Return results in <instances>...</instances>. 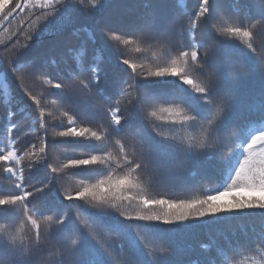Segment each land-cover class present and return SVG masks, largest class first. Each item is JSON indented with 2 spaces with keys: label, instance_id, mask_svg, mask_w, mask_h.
Here are the masks:
<instances>
[{
  "label": "snow or ice",
  "instance_id": "1",
  "mask_svg": "<svg viewBox=\"0 0 264 264\" xmlns=\"http://www.w3.org/2000/svg\"><path fill=\"white\" fill-rule=\"evenodd\" d=\"M28 2L29 0H13L15 6L9 9V0H0V22L8 21L17 10L22 13L26 11L24 5ZM37 2L41 9H52L45 13L44 23L25 37L22 47L14 46L10 53L0 54V64L7 62L14 73L16 57L27 55L34 47V41H38L43 35L63 32L78 11L77 0ZM103 4L104 0H91L86 11L96 14L101 11ZM162 6L163 0H143V9L153 16L151 21L141 12L127 21L129 32L123 36L117 35L113 30L106 32L104 28L100 29L101 35L124 46L137 41L149 45L153 41H162L172 47L168 31L170 17ZM80 10H83L82 5ZM223 10L221 0H198L194 16L189 15L187 28L182 29L192 35L178 47H173L176 55L168 65L140 75L136 65L121 55L117 62L132 69L129 80L117 81L102 63L93 62L86 74L75 71L56 82L54 88L64 93L67 102L79 108L78 114L65 111L62 117H52L49 120L47 117L51 114L45 112L37 97L22 83L25 95L36 102L39 110L35 121L39 124L36 135L43 133V136L40 146L37 148L33 144L30 151H21L22 137H16L0 148V176L7 181V186L0 185V220L11 226L25 217L24 222H30L36 229L38 243L30 247L17 246L16 235L9 233L11 243L5 240L0 248V256L5 252L10 256L8 264H33L34 249L40 247V226L33 219L31 205L34 198L40 197L43 201L50 190H55L58 195L47 205L41 202V213L56 209L59 215L58 205L64 202L91 204V208L87 210L89 217L99 229L106 230L112 239V243L104 248V255L111 258V264H124L116 258L115 253L117 250L123 252L126 242L138 244L142 248L147 264H181L173 258L171 248H162L159 258H154L152 252L146 249L145 245L149 240L163 241V235L152 230L154 225H187L205 218L233 216L245 210H260V223L252 226L251 234L243 243L238 237L226 236L225 245L244 250L255 244L264 246V126L242 137H238L237 132H232L230 135L233 141L240 139L235 147L212 139L214 133L219 136L226 132L236 119L240 81L255 70L259 73L260 81L264 82V48L258 50L253 42L254 29L257 26L264 29V4L255 17H249L252 21L250 24L228 27L225 30L228 35L239 37L246 44L248 56L241 62L231 58L224 50L225 45L213 32L217 13ZM62 11L63 15L56 23H50ZM234 11L241 13L243 8L236 6ZM84 31L92 37L90 29L85 28ZM136 51L140 52L141 49L137 48ZM37 59L32 57L28 61L22 81L31 79L36 82L44 75L33 68ZM142 81L153 82L156 86L144 87ZM121 84L129 90L126 99ZM169 86L176 89V95L165 91ZM260 95L264 98V88L260 89ZM114 96L115 106L112 100ZM150 99L166 103L179 101L203 108V114L196 111V115L183 119H190L193 126L198 121H206L207 141L201 140L198 145L188 148L178 146L174 136L164 135L158 130L159 126L148 119ZM133 113H138L139 119H134ZM151 115L155 116L156 113ZM64 118L67 119V124L63 122ZM260 118L264 120V99L261 101ZM8 125L5 128L8 133L21 127L11 119ZM173 126L175 125H169ZM58 128L62 130H56ZM23 135L29 136L31 132ZM63 141H82L87 142L88 146ZM60 144H71L74 149H83L87 155L84 158H67L66 162L58 163L51 151ZM65 155L77 156V153L73 151ZM192 163L204 168L213 167L217 171H222L227 166L229 175L223 190L191 200L164 197L150 199L129 195L140 187L141 181L146 180L151 185L173 175L177 180H182V171ZM36 169H44L47 179L43 182L30 179ZM81 171L87 174L90 182H82L80 189L73 194L61 192L60 186L65 173L75 174ZM222 197L230 199L222 200ZM133 202L136 205L135 214L122 210L131 207ZM154 208L161 211L155 212ZM112 214L128 221L131 235L118 224L107 222L105 217ZM59 220L62 225L66 223L67 216L59 215ZM3 228L0 225V229ZM71 243L75 245L77 241L73 240ZM72 255L76 258L67 261L61 253L56 264H88L86 252L81 248L73 249ZM0 264H4V261L0 260ZM97 264H103V259Z\"/></svg>",
  "mask_w": 264,
  "mask_h": 264
},
{
  "label": "trees",
  "instance_id": "2",
  "mask_svg": "<svg viewBox=\"0 0 264 264\" xmlns=\"http://www.w3.org/2000/svg\"><path fill=\"white\" fill-rule=\"evenodd\" d=\"M90 2L91 0H77L78 11L63 32L43 35L38 41H34V47L27 55L16 57L15 73L11 71L7 62L0 64V148L16 137L23 138L21 151H30L33 144L37 148L40 146L43 133L36 135L39 124L35 123L39 110L36 102L25 95L21 87L22 83L37 97L45 112L51 114L47 117L49 120L52 117H62L65 111L78 114L79 108L67 102L64 93L54 88L53 85L56 82H60L65 76L75 71L86 74L93 62L102 63L115 80H129L132 69L117 62L121 55L122 58H127L136 65L140 75L170 64L176 55L173 47H178L192 35L191 32L182 31V29L187 28L188 17L189 15L194 16L198 6V0H163V10L167 11L170 17L168 31L171 34L172 47L162 41H153L150 45L137 41L124 46L114 39L109 40L102 36L100 29L104 28L106 32L113 30L117 35L123 36L129 32L127 21L134 15L144 12L145 18L151 21L153 16L143 9V0H104L101 11L96 14H89L86 11L90 7ZM221 2L224 10L217 13L213 32L225 45L224 50L231 58L236 62H241L245 60V56H248L246 44L239 37L228 35L225 30L228 27L250 24L252 21L249 17H255L259 13L264 0H221ZM81 5L83 10H80ZM14 6L13 0H9L8 8L11 9ZM236 6H242L243 12L236 13L234 11ZM24 7L26 11L23 13L18 11L0 30V54L10 53L14 46L22 47L25 37L42 25L45 13L52 10L50 8L41 9L37 0H29ZM56 7H59V4H56ZM62 15L63 11L57 13V17L53 18L50 23H56ZM85 28L91 30L92 37L84 31ZM254 32L253 42L257 49L261 50L264 48V29L257 26ZM137 48L141 51L137 52ZM32 57L38 58L33 68L44 75L36 82L31 79L22 81L21 77L27 70L28 61ZM141 83L148 88L156 86L153 82L142 81ZM121 88L126 99L129 90L122 84ZM262 88H264V82L260 81L258 71H250L239 83L235 121L222 135L217 136L214 133L212 139L219 140L229 147H235L240 143V139L233 141L230 135L232 132H237L238 137H242L264 126V120L260 118L261 101L264 99L260 95ZM165 91L170 95L177 94L176 89L171 86L165 88ZM112 100L115 106L116 97L114 96ZM169 108L172 110L163 111ZM196 111L204 113V109L198 106L183 104L179 101L166 103L157 99H150L147 107L148 119L158 125V130L164 135L174 136L176 144L183 148L198 145L201 140L207 141L206 121H198L193 126L190 119L188 121L183 119L196 115ZM153 112L156 113L155 116L151 115ZM133 118L139 119V114L133 113ZM10 119L21 127L8 133L5 128L9 126ZM63 122L67 124V119L64 118ZM79 124L78 120L77 126ZM173 124L175 126L169 127ZM25 132H31V135L24 136ZM63 142L88 146L87 142L82 141ZM73 151H76L77 156L66 157L65 153ZM51 155L58 163H64L67 158H84L87 153L83 149H74L71 144H60L51 151ZM181 175L182 180H177L173 175L151 185L146 180L141 181L140 187L129 195L145 196L150 199L160 197L177 200L199 199L215 194L216 191H222L226 186L229 173L227 166L222 171H217L213 167L204 168L202 165L192 163L182 171ZM30 179L43 182L47 179L46 171L36 169L32 172ZM82 182H90L83 171L75 174L66 172L60 191L73 194L80 189ZM0 185L7 186L6 178L3 176H0ZM57 195L55 190H50L43 201L40 197L32 201L33 219L40 226V247L34 249L33 264H56L61 258V253L65 260L72 261L76 258L72 255L73 249L78 248L86 252L88 264H97L101 259H103V264H111V258L104 255V248L112 243V239L106 230L99 229L89 217L87 210L91 208V204L80 202L78 205L76 202H64L58 205L59 215L67 216L66 223L62 225L56 209L45 210L43 213L39 211L41 202L47 205ZM221 199L228 200L230 197ZM122 210L135 214V202L131 207ZM153 211L159 212L161 209L154 208ZM259 215L260 210H245L233 216L205 218L189 222L187 225H154L152 230L163 235V241L149 240L145 247L152 252L154 258L162 255V248H171L174 253L173 258L181 264H264V246L255 244L250 249L244 250L235 246L229 248L225 245L226 236L238 237L243 243L245 238L251 234L252 226L260 223ZM105 219L111 224H118L122 230L131 235L128 221L116 214L106 216ZM25 220V217H21L11 226L6 221L0 220V225L4 226L0 229V237H3L0 240V248L3 247L5 240L11 243L9 233L16 235L15 244L17 246L30 247L38 243L36 229L31 226L30 222L25 223ZM73 240L77 241L75 245L71 243ZM202 245L209 247L205 248ZM115 255L124 264H147L142 248L131 242H126L124 251L117 250ZM0 260L8 264L10 256L5 252L0 256Z\"/></svg>",
  "mask_w": 264,
  "mask_h": 264
},
{
  "label": "water",
  "instance_id": "3",
  "mask_svg": "<svg viewBox=\"0 0 264 264\" xmlns=\"http://www.w3.org/2000/svg\"><path fill=\"white\" fill-rule=\"evenodd\" d=\"M18 11H19V10H17V12H18ZM17 12H16V13H17ZM16 13H15V14H16ZM15 14H14V15H15ZM14 15H13V16H14ZM13 16H12V17H13ZM12 17H10V19H11ZM10 19H9V20H10ZM9 20H8V21H9ZM8 21H6V22H0V30L4 27V25H5Z\"/></svg>",
  "mask_w": 264,
  "mask_h": 264
}]
</instances>
